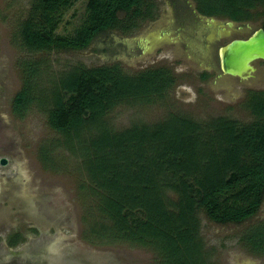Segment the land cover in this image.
I'll return each instance as SVG.
<instances>
[{
	"label": "trees",
	"instance_id": "16d2710c",
	"mask_svg": "<svg viewBox=\"0 0 264 264\" xmlns=\"http://www.w3.org/2000/svg\"><path fill=\"white\" fill-rule=\"evenodd\" d=\"M77 1L33 0L19 30L24 47L31 52L83 51L107 31L125 35L137 30L149 15L144 0H86L81 24L59 35L63 14ZM194 1L207 17L234 23L264 17V0ZM34 72L27 74V82ZM173 83L167 69L133 76L116 65L74 69L55 83L47 119L70 148L81 146L84 153L83 169L105 219L99 230H91L98 240L150 247L160 264H209L199 214L218 225L238 226L256 216L264 198V92L247 93L244 104L252 116L247 124L227 118L198 124L170 116L152 127L119 132L105 125L116 105L153 103ZM30 95L26 85L16 94L17 114L31 104ZM23 240L16 232L6 242L16 247ZM238 241L254 256L264 253V223L249 227Z\"/></svg>",
	"mask_w": 264,
	"mask_h": 264
},
{
	"label": "rangeland",
	"instance_id": "374dc122",
	"mask_svg": "<svg viewBox=\"0 0 264 264\" xmlns=\"http://www.w3.org/2000/svg\"><path fill=\"white\" fill-rule=\"evenodd\" d=\"M32 2L0 0V159L7 161L0 165V264H160L150 247L98 240L97 233L91 232L99 230L105 219L98 213V198L83 169L81 146L70 148L48 124L55 83L79 68L116 65L123 74L133 76L166 65L174 83L163 98L150 104L116 105L104 119L115 132L152 127L170 116L198 124L218 118L247 124L252 116L245 108V97L249 91L264 88H246V83L231 86L241 93L230 102L223 98L224 89L207 88L209 82L198 79L199 70L186 63L185 57L156 54L125 64L105 62L97 53L85 55L95 43L78 52H31L24 47L19 30ZM85 7L86 0H79L65 11L56 32L70 34L81 24ZM261 22L262 17H255L248 29L259 28ZM145 29L142 22L131 35H142ZM259 65L264 70V61ZM34 70L30 84L26 76ZM25 85L31 87L33 100L17 114L13 102ZM199 220V237L209 264H236L237 258L264 264L238 244L239 236L264 220V210L238 226L212 223L201 213ZM16 232L24 240L9 247L8 236Z\"/></svg>",
	"mask_w": 264,
	"mask_h": 264
},
{
	"label": "flooded vegetation",
	"instance_id": "af4514ba",
	"mask_svg": "<svg viewBox=\"0 0 264 264\" xmlns=\"http://www.w3.org/2000/svg\"><path fill=\"white\" fill-rule=\"evenodd\" d=\"M146 6L149 8V15H147L145 23L147 29L145 38L141 41L138 37H130L128 35L133 34L132 31L129 34L122 35L120 37L117 31H107L97 36L90 45L94 44L96 40H101L100 36H108L106 42L120 45L121 49L126 51H133V49L139 50L140 53L148 54L154 51V54H162L163 56L171 55L173 57H185L187 61H191L197 67L198 79L200 81L213 82L220 79V49L226 45L216 47V44L224 38H227V32L229 29L227 20L217 19L215 17L203 16L199 13L197 3L194 0H144ZM261 12V10H259ZM214 18L220 23H211L207 19ZM264 17H262V22ZM261 22V24H262ZM248 22L235 23L234 27L237 30L248 29ZM263 29L261 26L259 27ZM257 28V29H259ZM264 30V29H263ZM217 32H220L218 35ZM230 34V33H229ZM228 34V35H229ZM251 35V34H250ZM248 36L237 37L233 39H247ZM103 41V40H102ZM142 42V43H139ZM144 43L147 46H144ZM216 47V48H215ZM101 46H99V49ZM107 49H109L107 47ZM181 52L182 54L178 55ZM174 65L173 62L171 66ZM148 69V68H147ZM152 69H167L165 67L149 68ZM173 73H177L172 68ZM205 75V79L203 76ZM255 75V73L253 74ZM260 91V90H254ZM261 92H264L261 90ZM264 208V198L260 204L259 212H262ZM255 216V217H256ZM264 223V220H260L257 225ZM239 244V243H238ZM242 247V244H239ZM243 248V247H242ZM256 257H260L264 263V253H260Z\"/></svg>",
	"mask_w": 264,
	"mask_h": 264
},
{
	"label": "water",
	"instance_id": "95a60500",
	"mask_svg": "<svg viewBox=\"0 0 264 264\" xmlns=\"http://www.w3.org/2000/svg\"><path fill=\"white\" fill-rule=\"evenodd\" d=\"M208 20H210L212 24L220 23L214 18L207 19V21ZM227 25L229 29L232 28L226 33L227 38L222 39L216 44V47H220L232 39L229 43L224 45L219 52L221 77H219L220 79L216 80L215 83L210 81L207 88L214 91L224 89L223 98H230L231 102L241 93V91L231 86L246 83V88H264V70L260 69L259 65V61H264V30L261 28L237 30L233 28L235 23L231 21L227 22ZM145 30H143L144 32L142 35L128 36L129 38L138 37L142 41L146 35ZM217 33L218 35L220 34V32ZM248 35L250 36L247 39H233ZM119 36L123 37L122 35ZM106 38H108V36H100L101 40H96L94 47L87 50L85 55L97 53L105 62L124 64L156 55L154 51L148 54L140 53V51L136 49H133V51H126L121 49L120 45L110 42L107 43L105 40ZM99 46H101L100 49ZM144 46H147V44L144 43ZM107 47L109 49H107ZM179 54L181 55L182 53L179 52ZM185 62L194 65L192 60L187 61L185 59ZM254 73L255 75H253ZM6 163V159H0L1 166L6 165ZM262 210H264V208ZM236 264H254V262L253 260L237 258Z\"/></svg>",
	"mask_w": 264,
	"mask_h": 264
}]
</instances>
